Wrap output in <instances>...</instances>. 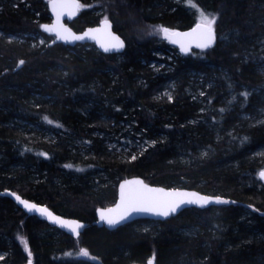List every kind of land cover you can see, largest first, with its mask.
<instances>
[{"label":"trees","instance_id":"trees-1","mask_svg":"<svg viewBox=\"0 0 264 264\" xmlns=\"http://www.w3.org/2000/svg\"><path fill=\"white\" fill-rule=\"evenodd\" d=\"M80 1L87 8L71 23L72 28L81 31L97 25L108 15L115 31L127 42L122 63L114 55L82 50V45L51 46V37L41 29L51 20L48 0H0V192L13 190L48 205L58 214L90 224L74 239L29 216L10 198L0 196V251L9 254L3 264H25L27 256L21 252L22 239L28 241L34 264H90L78 257L83 247L98 255L102 264H131L152 257L157 264H264V240L244 242L241 235L227 232L226 225L240 217L243 209L240 206L217 207L220 221L215 224L216 235L208 229L214 214L207 217L195 208L164 222H152L151 229L140 225L149 220H136L115 230L94 224L96 210L114 204L118 183L132 176H141L148 183L168 188L183 175L195 176L189 178L187 188L202 177L206 181L203 189L217 190L238 201L252 199L264 208V182L259 178L264 163L249 160L246 154L264 145V125L239 131L233 141L243 144L240 149L227 145V141H215L203 123L184 126L181 121L196 117L198 107L181 90L174 103L155 105L150 96L160 83L151 80L143 65V61L155 59L154 52L159 47L170 48L167 40L148 36L150 28L189 29L200 20L195 12L199 14L202 10L209 17H216L217 42L213 47L180 55L178 73L185 77L188 68H226L240 85L254 84V64L264 59L253 53L256 43L264 38V0H191L196 7L189 0ZM28 34L31 36L26 40H10L9 36L23 38ZM35 34L44 36L47 44L32 46V41L37 42L33 38ZM57 65L64 68L66 76L55 69ZM137 74L147 77V88L136 84ZM111 75L118 77V84L108 88ZM61 80L66 86L60 85ZM117 97L134 103L138 120L152 124L166 136V141L148 149L133 163L117 162L103 151L101 162L96 165L107 173L110 182L98 190L92 189L93 181L86 173L79 172L76 183L65 176L72 139L60 137L45 152L37 153L24 143L4 136L1 124L18 120L40 121L42 125H52L73 135L87 136L90 128L85 122L96 109L114 112L111 102H118ZM93 147L97 153L101 151L98 141ZM201 149L208 151L206 156L200 155ZM178 153L192 155L193 165L172 163L170 158ZM230 163L240 168L234 169ZM31 166L40 175L38 183L22 179L28 176ZM253 218L255 228L264 231V218L257 214ZM189 226H200L203 232L184 235L181 228Z\"/></svg>","mask_w":264,"mask_h":264},{"label":"rangeland","instance_id":"rangeland-1","mask_svg":"<svg viewBox=\"0 0 264 264\" xmlns=\"http://www.w3.org/2000/svg\"><path fill=\"white\" fill-rule=\"evenodd\" d=\"M24 1V0H22ZM176 2H182L183 0H175ZM83 3L81 4V10L86 9ZM193 11L192 9H190ZM196 17L199 16L198 12H195ZM208 15V14H207ZM108 15H104L101 20L108 19ZM52 21V18L49 22ZM200 20H197L199 23ZM164 26H154L149 29L148 36H156L163 40V33L159 29ZM215 30V24L213 25ZM171 31H176L175 28H170ZM10 40H26L31 35H9ZM34 36V37H33ZM33 38H37V42L32 41V46L36 45L41 47L43 44H47V40L44 36L35 34ZM264 38L259 39L256 43V48L253 53H258L264 57ZM169 43V41H166ZM170 48L159 47L156 52H154L155 59L150 62H144L146 72L151 75V80L158 81L160 83L159 88L151 94L150 99H152L155 105H164L166 103H174L177 97V92L179 90L185 95L189 102L194 103L198 107V113L196 117L188 118V120L181 121L184 126L186 125H199L204 124L212 132L215 141H227L229 146L242 148V143L233 141L236 138V134L242 130H249L251 127H259L264 125V59H259L254 64L253 79L254 84H239L237 78H233L230 71L226 68H215V67H198V68H188L186 69V75H180L176 70L177 59L182 53L178 48L174 47L169 43ZM80 47V46H76ZM82 50L87 52L95 50L98 53H102L99 48L93 44L82 45ZM126 51V50H125ZM112 54L114 58H118L121 63L123 62V54ZM103 54V53H102ZM56 70L67 75V72L60 65H57ZM53 71V70H52ZM135 81L137 85L143 88L148 87L147 77L143 74H137L135 76ZM59 83V81H58ZM118 84V77L111 75L110 87H114ZM60 85L66 86L64 80L60 81ZM250 85V86H249ZM204 86V89H203ZM242 93L250 94L248 98L241 95ZM120 94V93H119ZM242 97H241V96ZM41 96V95H37ZM171 97V99L169 98ZM118 102L112 101L111 106L114 108V112L107 113L102 108L96 109L95 114L91 116L87 122L86 126L90 128L87 136H80L72 134L70 131H62L54 128L52 125L41 124L40 121H20L9 123L3 122L2 129L4 131V136L10 139H16L25 144L28 149L35 150L37 153L45 152L53 142H56L60 137H67L73 140L72 148L70 151V156L68 162L65 164L64 174L66 177L72 179V183H76L78 180L77 174L79 172L86 173V177L93 181V190H98L100 187L109 184L110 178L105 171H102L96 164L101 162L100 156L106 153L117 162L120 163H133L136 162L148 149L157 145L159 142L163 143L166 141V136L156 131L153 125L149 122H140L134 112V103L129 104L127 100L122 97L116 98ZM217 100V101H216ZM35 104V102H31ZM225 104V105H224ZM233 113L229 112V108ZM72 134V135H71ZM95 141H98L101 147V151L97 153L96 147H93ZM235 142V144H234ZM206 149H201L200 155L206 156ZM24 153H21V155ZM249 156V160H254L260 163H264V145L257 148L255 151L251 150L246 152ZM135 156V159L132 157ZM259 159V160H257ZM170 161L173 163H181L185 165L192 166L194 163V158L192 155L185 156L182 153H178L177 156H172ZM234 166V169H239L240 165L237 167L234 164H228ZM190 175V174H188ZM40 175L36 171L35 166H31L29 169V174L27 177L22 178L27 182L40 181ZM190 176L183 175L178 178L177 181H173L170 188L175 189H185L186 183ZM195 176H192L193 179ZM196 183L190 186V189H203L206 186V181L202 177L196 178ZM164 186V185H161ZM167 187V186H165ZM168 188V187H167ZM217 191V190H216ZM214 189L206 188L203 189L202 193L210 196H221L225 198H230L225 196L222 192H216ZM201 192V191H200ZM232 199V198H231ZM235 200V199H234ZM242 203V211L240 217L232 224L229 222L226 226L229 228L227 232L232 234L241 235V240L244 242H255L264 240V231L261 228H255L253 222V214H257L259 217L264 218L259 212L251 210L248 206H253L255 209L264 212V208H261L256 201L250 200H236ZM223 206H212L204 210L197 209L201 211L204 216L208 214H214L211 216L209 223V228L213 234L216 235L215 229L217 228L215 224L219 223L220 219L218 216V208ZM192 209V208H189ZM181 214V213H180ZM179 214V215H180ZM177 215V216H179ZM176 216V217H177ZM208 217V216H207ZM207 217H205L207 219ZM203 220V216H200ZM135 222V221H134ZM152 222H160L149 220V223H141L140 225L144 228H149L154 225ZM133 223V222H132ZM184 235H196L203 232L200 226H189L181 228ZM20 242V241H19ZM12 247V246H11ZM21 252H24L27 256V261L25 264H29L33 261L34 254L28 245L26 239H22L20 242ZM82 250H87L88 256L82 255ZM29 253L31 255H29ZM9 254L0 251V264H3V260L8 258ZM25 256V258H26ZM78 257L81 260L87 261L90 264H102L101 258L98 255L92 254L87 248H81ZM145 262H132L145 264ZM113 264V262L107 263Z\"/></svg>","mask_w":264,"mask_h":264},{"label":"snow or ice","instance_id":"snow-or-ice-1","mask_svg":"<svg viewBox=\"0 0 264 264\" xmlns=\"http://www.w3.org/2000/svg\"><path fill=\"white\" fill-rule=\"evenodd\" d=\"M52 5V10L57 14V25L54 26H43L44 30L47 32H55L58 39L64 40L65 42H71L76 40H83L86 37H89V33H85L84 35H75L70 33L68 29L59 25V18L63 14L59 9L66 7L67 5L63 3H58L57 0H50ZM191 4V0H189ZM192 7H196L195 4H191ZM74 7L79 8V4H75ZM200 15V22L197 24L196 28L193 29L191 33H177V32H170L169 29L161 27L159 29L165 36V38L170 37H180L181 35L184 36H195L198 39L197 47L199 48H208L212 45L214 41V33H213V25L216 23V17L205 14L202 10L199 12ZM105 27L110 29L111 25L105 19ZM93 30H89L91 32ZM99 31V29L95 30ZM110 40L107 44H101V47L105 52L109 51H119L123 48V41L119 39V37L112 36L111 33H108ZM172 43H180V47L182 51H187L188 49L185 47L183 43L179 40L173 39L171 40ZM24 61H20V64H23ZM242 95L247 96V93H242ZM171 99V97H169ZM51 123V121H49ZM135 159V156L132 157ZM260 178L264 179V171L260 174ZM128 185H141L140 189H133L127 188L126 185H121V204L117 207H122L124 209L119 215H113L112 213L115 212L114 209H109L107 212L101 211L100 219L101 221L105 222L109 227H115L116 225L120 224L122 221L131 217L133 213H148L159 217H168L171 214L177 212L178 209L181 208L183 205H199L200 207H204L210 203L216 204H227L228 201L222 200L220 198H215L214 200L209 197L199 196L198 194L192 193H182V192H168L163 193L162 189H153L149 188L146 185H143L142 181L134 180L126 182ZM161 192L163 193L164 197H168V199L157 197L151 195L152 193ZM17 201L28 212H36L39 213L41 216L47 217L50 221L54 224H58L62 228L68 229L70 232L75 233L77 236L79 235L78 229L82 227L79 224H75L73 226L72 223L68 221L61 220V218L54 216L47 208L38 207L35 204L29 203L21 199L19 196L15 197ZM29 255H31L29 253ZM83 256H88L89 253L87 250H82ZM154 259V257H153ZM148 264H153V260H149Z\"/></svg>","mask_w":264,"mask_h":264},{"label":"water","instance_id":"water-1","mask_svg":"<svg viewBox=\"0 0 264 264\" xmlns=\"http://www.w3.org/2000/svg\"><path fill=\"white\" fill-rule=\"evenodd\" d=\"M57 2L67 5L64 8L59 9V11H61L63 13L60 16V18H59V25H62L63 28L68 29L70 31V33H73L75 35H84L85 33H89V37H86L83 40L65 42L64 40L58 39L56 34H55V32H51L50 33V32L45 31L43 26L47 25V26L51 27V26L57 25V23H58L57 14H56V12H54L52 10L51 2H50V0H48V7H49V10H50V13H51L52 21L50 23L43 24L41 26V29H42L43 33L47 34L48 36L53 37V40L50 43L51 46L56 45V44H63L65 46H69V47H76L77 45L93 44L97 48H99V50L105 55L121 54V53H123L126 50L127 42L125 41V39L118 32L115 31L114 23H113L112 20L107 19V21L111 25L110 29L105 27V19H103L97 25L88 26V27L84 28L81 31H76V30H74L72 28L71 23L74 22L75 20H77L79 18V16H80V7L76 8V7H74V5L75 4H79L81 6V1L80 0H57ZM197 24L198 23H196L191 28L186 29V30L171 31L168 27H166V28L169 29L170 32H177V33L185 34V33H191L193 31V29L196 28ZM97 29H99V31H95ZM89 30H93V31L89 32ZM109 32L111 33L112 36L119 37V39L121 41H123V45L124 46L119 51L105 52L103 50V48L101 47V44H107L109 42V40H110V37L108 36ZM213 33H214V37L215 38H214V41H213V43H212V45L210 47H213L216 44V42H217V33H216V31L214 29H213ZM163 39L169 41L174 48H178L179 51L182 54H189L193 50H196V49H207V48H199V47L196 46L199 41H198L197 37H195V36H184V35H181L180 37L173 36V37H170V38H165V36L163 34ZM173 39L179 40L181 43H183L185 45V47L188 50L187 51H182L181 47H180V43H172L171 42V40H173ZM210 47H208V48H210ZM262 171H264V170H262ZM259 178H260V175H259ZM134 180L142 181L143 185H146L149 188L158 189V190L162 189L163 193H168V192H182V193H188V194L195 193V194H198L199 196L212 198L213 200L215 198H220L222 200L228 201V203L227 204L210 203V204H208V205H206L204 207H200L199 205H183V206H181L180 209L177 210L176 213L171 214L168 217H159V216H155V215L148 214V213H133L131 215V217H129L128 219L122 221L120 224L116 225L115 227H109L105 222L101 221V219H100L101 211L107 212V210H109V209H114L115 212L112 213L113 215H119L121 212H123L124 209L122 207H120V208L117 207L118 205L121 204V185H126V190H127V188L140 189L142 187L141 185H128V184H126V182L134 181ZM260 180L262 182H264V179L260 178ZM163 193L156 192V193H152L151 195L168 199V197H164ZM0 196H4V197L10 198L21 210H23L29 216L37 217L41 221L46 222L48 225H50L52 227H56L59 230H61L62 232L70 235L74 239L79 238L81 236V233H83L84 230L86 228H88L89 225H90L88 222L81 221V220L76 219V218H71V217H67V216H63L61 214H58L53 209H51L49 206L44 205V204H40V203H37L36 201H33L31 199H28V198H25L24 196L20 195L19 193L15 192L13 190H9V189L3 190V191L0 192ZM16 196H19L21 199H23L25 201H28L29 203L35 204L38 207L47 208L54 216L61 218V220L68 221V222L72 223L73 226H75V224L81 225L82 227H80L78 229L79 235L77 236L75 233L70 232L68 229L62 228L58 224H54L47 217L41 216L39 213L28 212L27 209H25L23 207V205H21L19 203V201L16 200V198H15ZM241 204L242 203H239L236 200L231 199V198H225V197H221V196H210V195H207V194L202 193V192H200L198 190H195V189L167 188V187H164V186H161V185H154V184L147 183L145 181V179L143 177H141V176H132V177L123 179V180H121L118 183V186H117V199H116V201H115V203L113 205H111V206H109L107 208L100 207V208H98L96 210V218H97V220L94 222V224H97L99 226H105L107 229L114 230V229L119 228L120 226H123L125 224L134 222L136 220H153V221H162V222H164V221L169 220V219H171L173 217H176L177 215L182 213L184 210H187L189 208H197V209L204 210V209L212 207V206H232V205L240 206ZM246 207H249L253 211L259 212L261 215L264 216V212L255 209L253 206L246 205ZM150 260H153V264H157L155 258L154 259L152 258ZM148 261L145 264H148ZM131 264H140V263H131Z\"/></svg>","mask_w":264,"mask_h":264},{"label":"flooded vegetation","instance_id":"flooded-vegetation-1","mask_svg":"<svg viewBox=\"0 0 264 264\" xmlns=\"http://www.w3.org/2000/svg\"><path fill=\"white\" fill-rule=\"evenodd\" d=\"M188 189H190V188H188ZM21 195V194H20ZM26 198V197H25ZM29 199V198H28ZM38 203V202H37ZM44 205H46V204H44ZM52 209V208H51ZM105 227V226H104ZM106 228V227H105ZM108 230H110V229H108ZM115 230V229H114ZM83 233H81V235H82ZM29 264H34V262L33 261H30L29 262Z\"/></svg>","mask_w":264,"mask_h":264},{"label":"bare ground","instance_id":"bare-ground-1","mask_svg":"<svg viewBox=\"0 0 264 264\" xmlns=\"http://www.w3.org/2000/svg\"><path fill=\"white\" fill-rule=\"evenodd\" d=\"M166 28V27H165ZM179 50V49H178ZM234 206V205H233Z\"/></svg>","mask_w":264,"mask_h":264}]
</instances>
